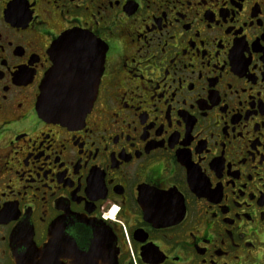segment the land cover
<instances>
[{
  "label": "flooded vegetation",
  "instance_id": "1",
  "mask_svg": "<svg viewBox=\"0 0 264 264\" xmlns=\"http://www.w3.org/2000/svg\"><path fill=\"white\" fill-rule=\"evenodd\" d=\"M70 32L101 72L66 125ZM0 264H264V0H0Z\"/></svg>",
  "mask_w": 264,
  "mask_h": 264
},
{
  "label": "water",
  "instance_id": "2",
  "mask_svg": "<svg viewBox=\"0 0 264 264\" xmlns=\"http://www.w3.org/2000/svg\"><path fill=\"white\" fill-rule=\"evenodd\" d=\"M78 39L80 42L79 35L70 32L50 50L53 65L41 83L38 99L39 113L49 121L75 123L85 116L95 98L101 67L97 57L94 68L75 62L73 55L82 51Z\"/></svg>",
  "mask_w": 264,
  "mask_h": 264
}]
</instances>
